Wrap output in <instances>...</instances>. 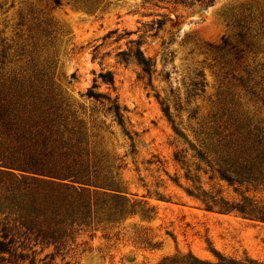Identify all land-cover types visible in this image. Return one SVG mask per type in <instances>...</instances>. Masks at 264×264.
<instances>
[{
  "label": "rangeland",
  "instance_id": "obj_1",
  "mask_svg": "<svg viewBox=\"0 0 264 264\" xmlns=\"http://www.w3.org/2000/svg\"><path fill=\"white\" fill-rule=\"evenodd\" d=\"M131 41L153 62L152 81L120 55ZM95 80L128 110L123 126L106 98L87 97ZM0 100L24 118L60 107L117 175L127 211L75 225L56 245L16 238L0 213L17 241L0 264L264 263V223L221 211L264 205V189L231 184L217 166L236 121L264 133V0H0Z\"/></svg>",
  "mask_w": 264,
  "mask_h": 264
},
{
  "label": "trees",
  "instance_id": "obj_2",
  "mask_svg": "<svg viewBox=\"0 0 264 264\" xmlns=\"http://www.w3.org/2000/svg\"><path fill=\"white\" fill-rule=\"evenodd\" d=\"M54 2L60 5V0ZM164 24L160 23L159 31ZM131 43L136 47L120 55L134 57L152 81L153 62L144 55L140 41ZM101 78L105 83H114L112 73L101 75ZM96 88L97 80L87 97L97 101L105 99L103 94L94 92ZM106 100L108 112L123 126L128 110L111 98ZM49 104L51 108L35 109L24 118L17 107L12 108L14 104L0 100V135L9 138L0 140V213L6 215V221H13L16 238L27 240L31 235L36 241L56 245L68 231L72 233L75 225L89 226L95 219L116 222L127 211L120 204L123 192L117 175L103 165V160L91 150L81 130L69 129L68 118L61 108L52 102ZM163 112L172 119L169 106ZM28 129L35 133L28 134ZM64 133L72 136L64 139ZM217 147L218 173L223 179L231 184L264 189V133L260 129L252 127L248 120L236 121L232 133L226 134ZM224 208L221 211L236 212L245 219L264 223V205L251 200L225 203ZM5 224H0L2 261H5V254L17 257L16 238L10 237L12 229ZM162 264H167V260ZM217 264L264 263L219 257Z\"/></svg>",
  "mask_w": 264,
  "mask_h": 264
}]
</instances>
